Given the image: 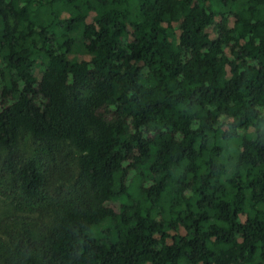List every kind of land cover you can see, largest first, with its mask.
Returning <instances> with one entry per match:
<instances>
[{
	"label": "trees",
	"instance_id": "16d2710c",
	"mask_svg": "<svg viewBox=\"0 0 264 264\" xmlns=\"http://www.w3.org/2000/svg\"><path fill=\"white\" fill-rule=\"evenodd\" d=\"M84 1L0 0V264H264V0Z\"/></svg>",
	"mask_w": 264,
	"mask_h": 264
},
{
	"label": "rangeland",
	"instance_id": "374dc122",
	"mask_svg": "<svg viewBox=\"0 0 264 264\" xmlns=\"http://www.w3.org/2000/svg\"><path fill=\"white\" fill-rule=\"evenodd\" d=\"M83 2H85L84 0H82ZM4 205V201H3V198L2 197H0V206H1V209H2V206ZM0 209V211H2ZM1 213V212H0ZM221 247L223 246V245H220ZM220 246H218V247H220Z\"/></svg>",
	"mask_w": 264,
	"mask_h": 264
}]
</instances>
